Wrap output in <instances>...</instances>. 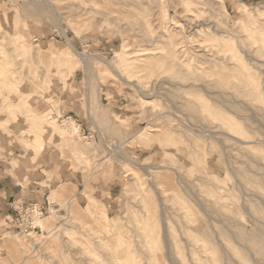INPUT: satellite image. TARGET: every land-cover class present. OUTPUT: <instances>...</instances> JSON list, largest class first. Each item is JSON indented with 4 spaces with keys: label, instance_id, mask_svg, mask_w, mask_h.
<instances>
[{
    "label": "rangeland",
    "instance_id": "rangeland-1",
    "mask_svg": "<svg viewBox=\"0 0 264 264\" xmlns=\"http://www.w3.org/2000/svg\"><path fill=\"white\" fill-rule=\"evenodd\" d=\"M56 1L0 0V147L91 139L55 80L118 84L144 123L80 153L97 163L88 213L56 191L10 202L0 256L8 236L17 264H264V0Z\"/></svg>",
    "mask_w": 264,
    "mask_h": 264
},
{
    "label": "crops",
    "instance_id": "crops-1",
    "mask_svg": "<svg viewBox=\"0 0 264 264\" xmlns=\"http://www.w3.org/2000/svg\"><path fill=\"white\" fill-rule=\"evenodd\" d=\"M255 2L260 1L243 0L245 4ZM52 43L55 47L61 44L59 40ZM52 89L51 98L59 105L61 114L75 119L85 134L89 132L91 139L79 142L73 137L77 144L63 145L57 134L46 131L41 135L42 146L34 150L8 151L0 147V222L12 214L10 202L46 203L54 191L66 195L72 209L88 213L91 202L85 192L90 185V170L95 169L97 163L95 158H91V163L83 158L106 150L103 145L106 138L120 137L124 145H129L139 137V128L144 122L138 120L137 112H126L127 98L118 84L100 83L93 89L76 80L65 87L60 80H55ZM93 90L98 92L96 100L91 98ZM35 106L38 112L53 110L57 113L52 101L38 100ZM96 107L103 110L97 111ZM120 148L118 145L115 150ZM132 149L146 150L139 145ZM80 153L86 156L80 157ZM104 156L103 153L99 159ZM100 165L104 170L110 167L103 161L96 170ZM110 168L117 169L114 164ZM95 201L99 203L100 200ZM1 248L4 254L0 256V263L17 264L19 249L8 236L2 240Z\"/></svg>",
    "mask_w": 264,
    "mask_h": 264
},
{
    "label": "built area",
    "instance_id": "built-area-1",
    "mask_svg": "<svg viewBox=\"0 0 264 264\" xmlns=\"http://www.w3.org/2000/svg\"><path fill=\"white\" fill-rule=\"evenodd\" d=\"M30 211H31V213H32V219H34L36 216H38V215H40L42 212H43V210H42V208H41V206L39 205V204H34V205H32V206H30L29 208H28ZM33 226H31V228H32ZM1 238V237H0Z\"/></svg>",
    "mask_w": 264,
    "mask_h": 264
},
{
    "label": "bare ground",
    "instance_id": "bare-ground-1",
    "mask_svg": "<svg viewBox=\"0 0 264 264\" xmlns=\"http://www.w3.org/2000/svg\"><path fill=\"white\" fill-rule=\"evenodd\" d=\"M56 1V0H55ZM57 2V1H56ZM97 5V4H96ZM73 51L74 52H76L77 54H79L81 57H84L85 58V56L83 55V54H81V53H78L77 51H75L74 49H73ZM74 123V122H73ZM74 127H75V124H74ZM75 129H76V127H75ZM34 138H36V137H34ZM9 242V241H8ZM148 245H152V243L151 244H148Z\"/></svg>",
    "mask_w": 264,
    "mask_h": 264
}]
</instances>
